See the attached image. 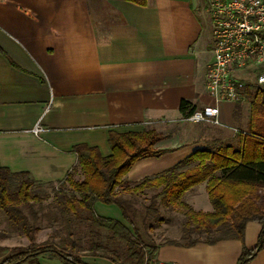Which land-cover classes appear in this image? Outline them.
I'll return each mask as SVG.
<instances>
[{"label":"crops","instance_id":"obj_1","mask_svg":"<svg viewBox=\"0 0 264 264\" xmlns=\"http://www.w3.org/2000/svg\"><path fill=\"white\" fill-rule=\"evenodd\" d=\"M207 3L0 0V167L26 172L36 184H57L77 167L74 146L107 157L109 132L154 129L164 135L155 148L168 151L137 161L124 177L132 185L158 176L223 132H237L247 112L238 116L236 103L218 104V126L187 130L179 112L182 100L195 109L213 103L205 91L213 46ZM36 126L43 129L37 135ZM183 197L194 211H213L206 183ZM94 210L123 222L115 205L96 203ZM259 232L258 223L248 222L243 243L184 247L164 240L156 243L154 264H236L242 246L254 247ZM82 257L87 264H110ZM37 261L63 264L53 256ZM249 264H264V248Z\"/></svg>","mask_w":264,"mask_h":264},{"label":"trees","instance_id":"obj_2","mask_svg":"<svg viewBox=\"0 0 264 264\" xmlns=\"http://www.w3.org/2000/svg\"><path fill=\"white\" fill-rule=\"evenodd\" d=\"M145 2L140 0L142 4ZM251 95L246 128L237 132L236 147L232 144L202 147L158 176L132 185L124 177L137 161L159 157L168 151L155 148L164 135L154 129L111 131L108 136L111 154L107 157H102L96 148L74 146L72 152L83 178L73 179L75 168L67 172L61 181L67 184V190H58L53 194L54 203L47 205L49 224H62L64 234L58 236L57 242L51 239L36 242L42 209L35 211L32 205H42L45 200L44 196L31 192L36 182L26 172L12 173L0 167V211L28 241L26 246H0V254H7L0 264H38L37 259L45 256H53L63 264H87L81 259L83 255L105 258L112 264H154L158 246L144 242L135 221L134 200L130 199L144 195L146 190L154 193L149 196L148 204L142 205L143 229L152 230L165 220L162 207L176 209L183 215L182 239L189 238L193 232L206 236L220 233V237L210 240L170 242L176 245L190 247L200 242L214 244L230 239L243 243L245 225L258 223L260 232L255 246L250 249L242 246L236 263L249 264L264 248V90L258 89ZM193 110L188 101L180 102L182 119ZM236 110H239L237 102ZM12 177L19 178V182L10 191ZM202 183H206L212 212L194 211L182 200L186 191ZM96 203L118 207L123 222L97 215ZM22 208L27 209V215Z\"/></svg>","mask_w":264,"mask_h":264},{"label":"built area","instance_id":"obj_3","mask_svg":"<svg viewBox=\"0 0 264 264\" xmlns=\"http://www.w3.org/2000/svg\"><path fill=\"white\" fill-rule=\"evenodd\" d=\"M207 7L213 46L205 91L213 103L182 120L218 126L219 103H236L247 91L264 90V0H208ZM42 131L32 129L36 135Z\"/></svg>","mask_w":264,"mask_h":264},{"label":"rangeland","instance_id":"obj_4","mask_svg":"<svg viewBox=\"0 0 264 264\" xmlns=\"http://www.w3.org/2000/svg\"><path fill=\"white\" fill-rule=\"evenodd\" d=\"M255 92L254 90L252 91H247L246 96L237 102L239 104V110L237 111L238 116L243 117L244 114L242 112H247L248 114V108H249V101L252 99V93ZM184 123V128L188 127L187 130H191V127L193 126L192 123H188L185 121H182ZM245 123L241 124L238 122L236 125L237 127V132L245 130L246 124ZM209 126V124L207 125ZM237 132L233 133H226L223 132V134L220 135L218 139H216L214 142L208 141L209 147H218L221 144H232L234 147L238 145L239 142V135ZM192 133L190 131L187 132ZM210 142V144H209ZM78 172V173H76ZM83 178L81 171L79 170L78 167H76L73 170V179L75 181H81ZM9 190L13 191L15 190L17 183L19 182V178L12 177L9 180ZM68 186L66 183L61 182L57 184H37L33 187L32 193H37L41 196L45 197V200L43 201V204L38 205L37 203H34L32 205L33 210H39L41 207V211L39 213L40 219L38 221V227L39 231L37 234V242L39 243L40 241L47 239H51L55 242L58 241V236L64 234L62 232V224L57 222L55 225H51L48 222V215L49 210L47 208V205L49 203H54V193H57L58 190L60 191L61 189L67 190ZM47 196V198H46ZM149 196L150 193L148 190L145 191L144 195H135L132 196L130 199L134 200L133 205L135 208V221L137 226L141 229V236L144 240L145 243L147 244H156L160 243L161 241H174V242H179L184 244L186 240H199V241H204V240H210V239H215L217 237H220L219 232H213L208 234V236L204 234L197 235L195 232H193L189 238L187 239H182V227H181V221L183 220V215L178 212L176 209L173 210H164L162 207L161 209V215L165 220L159 224L155 225V228L152 230H147L143 229L141 226V216H143V206L148 204L149 201ZM184 201V197L182 198ZM185 202V201H184ZM22 212L27 215V209L22 208ZM44 214V215H42ZM42 215V216H41ZM154 225V224H153ZM58 232V233H57ZM55 235V237H53ZM46 239V240H47ZM27 239L16 229L15 226L11 224V222L8 220L7 216L0 211V246L1 247H14V246H26L28 242L26 241ZM62 248L63 246H58V248ZM7 254H0V261L5 257ZM90 256V255H87ZM81 259L83 257L81 256ZM127 263V261H121ZM111 264V262H110Z\"/></svg>","mask_w":264,"mask_h":264}]
</instances>
